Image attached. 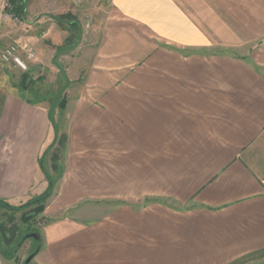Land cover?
<instances>
[{
    "label": "crops",
    "instance_id": "0c3cea01",
    "mask_svg": "<svg viewBox=\"0 0 264 264\" xmlns=\"http://www.w3.org/2000/svg\"><path fill=\"white\" fill-rule=\"evenodd\" d=\"M23 2L39 27L20 35L28 78L54 68L66 91L63 173L32 262L264 264V0ZM5 25L2 42L18 36ZM23 92L0 86L10 204L44 190L51 139L48 109Z\"/></svg>",
    "mask_w": 264,
    "mask_h": 264
},
{
    "label": "rangeland",
    "instance_id": "374dc122",
    "mask_svg": "<svg viewBox=\"0 0 264 264\" xmlns=\"http://www.w3.org/2000/svg\"><path fill=\"white\" fill-rule=\"evenodd\" d=\"M25 1H44V0H25ZM55 1H63V7H62L63 10H67L68 8H70L73 11H78V9L82 7L83 1L85 0H82L78 6L72 5L68 0H55ZM38 4H41V3L38 2ZM33 14L35 13H33L32 11L25 13L26 17L22 19V23L20 24H14V23H7L6 25L3 24L7 27V29L8 28L11 29L12 32L16 31V34L18 36H15V37L12 36L10 38H7L6 42L5 41L2 42V39H0V44H6L12 41H16L21 45L23 44L28 45V43H26L27 38L20 36L22 35V31L25 27V24L29 28H31V31L29 30V35L31 32L33 35V39L35 40L39 35V31H38L39 27L38 25L36 26V23H34L35 16H33ZM70 14H71L70 12H66L60 15L61 17L58 18L59 22H57V24L61 27L60 30L63 28L64 31L66 30L73 34L75 32V27L71 26L68 23V21L71 19L69 17L71 16ZM2 28L3 26L1 27V30ZM71 33H70V37L68 33V37H66L68 39L67 40L65 39L62 45L67 44L69 42V38H71ZM28 39L31 40V38H28ZM44 43L45 44L43 45L45 47H51L52 45L50 42V39L45 38ZM52 48L53 47H51L50 49L48 48L49 53L47 54V58L45 59V62L49 64H50L49 59L53 51ZM57 48L58 47L56 46L54 49L57 50ZM34 60L35 59L30 60V61H34ZM56 61L61 63L62 64L61 66H64V57H62V55H57ZM30 65H33V63H31ZM53 69L36 70L35 72L42 73L41 75L42 78L40 79L39 78L40 76H38L37 74H34L33 75L34 79L29 80L28 74L26 75L24 71H22L21 69L14 67L12 65L4 64L0 61V86H2L3 88L14 90V91L23 92L22 87L24 86V84H26L27 88L30 89L31 91L29 90L24 91L23 94L33 100L39 101L40 104H43L48 109V112L50 115L51 139L41 157V160H42L41 166H42L43 173H44L45 187H44V190L40 194L48 190L49 184L51 185V189H50L51 194L45 201L44 207L50 201V198H52V196H54V194L57 192L60 178L63 173V161H62V151H61L62 147H59L57 145V138L59 137L60 134L64 133V128H65V120L62 117V110L65 105V99L62 98V94L63 93L65 94L66 91L63 92L64 86L62 87V85H60L61 80H62V83L64 80L62 78L63 76L62 73L59 76L61 78L57 80L55 78V75H57L59 72ZM23 78L25 82H22ZM61 99H64L62 104H60ZM32 198L34 197H31L30 199ZM148 200L149 199L147 198H144V200L142 199L141 204H146ZM155 200L159 203H163L165 205H170V206L172 203H175L174 201L170 202L169 199H165V198H155ZM97 201H98L97 199H90V204L91 205L100 204L99 202L97 203ZM109 204L115 205L116 202L110 201ZM11 205L16 207L19 204H11ZM34 206H35V203L26 205L22 207L21 209L15 208L14 210H11L10 208L6 206L0 205V221H2V223L4 222L7 225V227L14 225L17 229L15 241L11 242L10 244H8L6 242V238H4L2 234H0V264H26L25 260L36 249L38 242L37 240L32 239L30 237V238H26L25 240H22L15 254L12 253V248L15 247L16 242H18L22 236L28 233H31V232L41 233L44 225L47 222L46 221L47 219H45L42 216V213H39V214L37 213V215L30 216L27 220V216L31 215L32 213L31 208ZM69 212L70 210H67L66 212L62 213L61 216L66 215V217H68Z\"/></svg>",
    "mask_w": 264,
    "mask_h": 264
},
{
    "label": "built area",
    "instance_id": "2783aa9c",
    "mask_svg": "<svg viewBox=\"0 0 264 264\" xmlns=\"http://www.w3.org/2000/svg\"><path fill=\"white\" fill-rule=\"evenodd\" d=\"M72 5L78 6L82 0H68ZM22 23V17L11 10L10 0H0V35L3 24ZM36 53L29 45H21L16 41L0 44V61L4 64L12 65L21 69L28 70V61L35 59Z\"/></svg>",
    "mask_w": 264,
    "mask_h": 264
},
{
    "label": "trees",
    "instance_id": "16d2710c",
    "mask_svg": "<svg viewBox=\"0 0 264 264\" xmlns=\"http://www.w3.org/2000/svg\"><path fill=\"white\" fill-rule=\"evenodd\" d=\"M10 3H11V10L15 14H17L18 16L22 17V12H23V8H24L23 0H10ZM60 17L61 16L57 17V19L60 18ZM67 39L68 38H66V40ZM24 73L27 75L26 71H24ZM22 82H25L24 78L22 79ZM25 87H26V84H24V86L22 88H25ZM63 101H64V99H61L60 104H62ZM62 107H63V105H62ZM66 139H67V137H66V135L64 133L60 134L59 137L57 138V145L59 147H62L65 144ZM50 189H51V185L49 184L48 190H46L45 192H43L40 195H37L36 197H34V198L30 199V200H27L26 202H23V203L17 205L16 207L11 205L10 203L5 201L4 199H0V205L6 206V207L10 208L11 210H14L15 208L21 209L22 207H24L26 205H30V204H34L35 203V206L31 208V211H32L31 215L27 216V220H28V218L30 216L37 215V213L38 214L42 213V211L44 209L45 201L47 200V198L51 194ZM9 218H11V217H9ZM0 234H2L4 236V238H6V242L8 244H10L11 242L15 241L16 234H17V229H16V227L14 225H12L10 227H7V225L4 222L2 223V221H0ZM24 236H22L20 238V240L18 242H16L15 247L12 248V253L13 254H15V252H16L17 248L20 246L22 240L26 239V238H24ZM39 241H40V239L37 240L38 244H39ZM38 247H39V245L36 247V249L32 253L36 252L38 250ZM26 264H35V263L32 262V259H31V261H29Z\"/></svg>",
    "mask_w": 264,
    "mask_h": 264
},
{
    "label": "water",
    "instance_id": "95a60500",
    "mask_svg": "<svg viewBox=\"0 0 264 264\" xmlns=\"http://www.w3.org/2000/svg\"><path fill=\"white\" fill-rule=\"evenodd\" d=\"M30 237H31L32 239H35V240H39V239H40V235H39V233H37V232H31V233H28V234H26V235L24 236V238H30ZM33 255H34V253L30 254V255L28 256V258L25 260V263H28V262L32 259Z\"/></svg>",
    "mask_w": 264,
    "mask_h": 264
}]
</instances>
